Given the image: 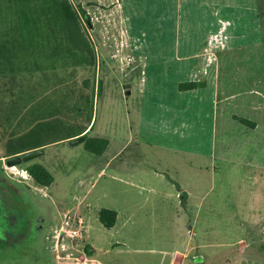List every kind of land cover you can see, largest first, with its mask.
<instances>
[{"label":"rangeland","instance_id":"rangeland-1","mask_svg":"<svg viewBox=\"0 0 264 264\" xmlns=\"http://www.w3.org/2000/svg\"><path fill=\"white\" fill-rule=\"evenodd\" d=\"M69 1L89 17L96 67L0 77V264H264V25L252 0ZM194 81L206 87L177 88ZM84 129L108 141L101 156L76 137L55 142ZM38 141L43 155L7 167L9 150ZM101 209L118 214L109 230Z\"/></svg>","mask_w":264,"mask_h":264},{"label":"trees","instance_id":"trees-1","mask_svg":"<svg viewBox=\"0 0 264 264\" xmlns=\"http://www.w3.org/2000/svg\"><path fill=\"white\" fill-rule=\"evenodd\" d=\"M255 3L256 17L262 26L264 1L255 0ZM84 24L90 27L85 9L80 4L74 6L69 0H0V77L96 67L94 47ZM205 87V81H194L180 83L177 88L184 92ZM233 119L248 129H255V124L244 117L234 116ZM51 131L56 133L55 128ZM85 131H69L55 142L80 136ZM83 135L86 151L96 156L105 152L107 140ZM33 144L9 150L4 158L47 145L44 141ZM25 170L42 188H48L54 181L42 165L32 164ZM116 219L117 213L113 210L101 209L98 213V221L108 230L115 225ZM86 249L89 253L90 248Z\"/></svg>","mask_w":264,"mask_h":264},{"label":"water","instance_id":"water-1","mask_svg":"<svg viewBox=\"0 0 264 264\" xmlns=\"http://www.w3.org/2000/svg\"><path fill=\"white\" fill-rule=\"evenodd\" d=\"M101 88H102V81L100 80L98 83V95H101ZM85 140L84 135L78 136L74 139H71L69 141V144L71 146H75L78 144L83 143ZM43 150L42 149H37V150H32V151H28L13 157H10L9 159L6 160V165L7 167H15L18 166L22 163H26L29 162L37 157H40L41 155H43Z\"/></svg>","mask_w":264,"mask_h":264},{"label":"crops","instance_id":"crops-1","mask_svg":"<svg viewBox=\"0 0 264 264\" xmlns=\"http://www.w3.org/2000/svg\"><path fill=\"white\" fill-rule=\"evenodd\" d=\"M252 5H253V7H254V11L255 12H257L256 11V3H255V0H252ZM186 52L187 53H185V54H183L184 56H189V55H195V54H197L196 52H193V53H191V51L190 50H186ZM204 89V88H203ZM200 90V89H199ZM194 91V90H193ZM32 151V150H31ZM28 152V151H27ZM25 153V152H24ZM119 154V152H116L114 155H113V157H111V159L112 158H114V157H116L117 155ZM110 159V160H111ZM195 168H197V167H195ZM149 172V171H148ZM143 174L144 175H146L147 177H149V176H152L153 178H156V179H160V178H162V179H164L163 178V172L162 171H156V170H154V169H152V170H150V172L149 173H147V172H143ZM116 176H118V174L116 173ZM132 178V175L131 174H129V175H126V178H127V180H129V179H131ZM127 182H129V181H127ZM131 182V181H130ZM133 182V181H132ZM177 182V181H176ZM178 183V182H177ZM182 183H185V182H182ZM181 183V184H182ZM178 184H180V183H178ZM172 185V184H171ZM130 186H131V183H130ZM133 186V185H132ZM44 189V188H43ZM116 212V211H115ZM117 213V212H116ZM117 217H118V214H117Z\"/></svg>","mask_w":264,"mask_h":264},{"label":"built area","instance_id":"built-area-1","mask_svg":"<svg viewBox=\"0 0 264 264\" xmlns=\"http://www.w3.org/2000/svg\"><path fill=\"white\" fill-rule=\"evenodd\" d=\"M78 224H79V227H82V222H81V221L78 222ZM81 229H82V228H80V231H81ZM80 231H79V232L76 231V230H75V231H71V232H70L71 237H74V236L79 235V234L81 233Z\"/></svg>","mask_w":264,"mask_h":264}]
</instances>
